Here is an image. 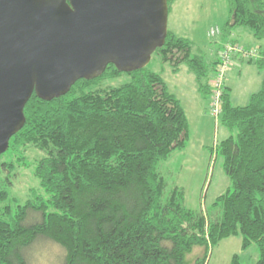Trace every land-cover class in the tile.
Instances as JSON below:
<instances>
[{
	"label": "trees",
	"instance_id": "trees-1",
	"mask_svg": "<svg viewBox=\"0 0 264 264\" xmlns=\"http://www.w3.org/2000/svg\"><path fill=\"white\" fill-rule=\"evenodd\" d=\"M176 1L168 0L169 14ZM226 1L220 51L229 40L238 43V29L264 42V0ZM255 49L258 60L247 63L264 73V44ZM154 54L176 68L186 64L211 95L221 54L210 57L173 30ZM122 74L132 81L102 88L101 81ZM231 90L226 85L222 94L220 123L228 133L217 152L232 189L214 204L221 206L216 218L187 209L182 189L167 191L160 164L185 150L190 123L160 73L110 65L52 101L34 94L25 126L0 155V264H33L39 243L62 248V264H207L211 249L234 236L244 251L257 245L255 264H264V75L245 105L233 102ZM29 150L42 154L30 160ZM18 166L32 167L38 181L26 200L11 191ZM198 247L204 253L191 262ZM230 264L243 263L235 255Z\"/></svg>",
	"mask_w": 264,
	"mask_h": 264
},
{
	"label": "water",
	"instance_id": "water-1",
	"mask_svg": "<svg viewBox=\"0 0 264 264\" xmlns=\"http://www.w3.org/2000/svg\"><path fill=\"white\" fill-rule=\"evenodd\" d=\"M168 23V0H0V155L34 94L52 101L110 65L146 68Z\"/></svg>",
	"mask_w": 264,
	"mask_h": 264
},
{
	"label": "rangeland",
	"instance_id": "rangeland-1",
	"mask_svg": "<svg viewBox=\"0 0 264 264\" xmlns=\"http://www.w3.org/2000/svg\"><path fill=\"white\" fill-rule=\"evenodd\" d=\"M228 11L226 0H178L169 14L168 30H173L178 36L191 40L196 47L204 50V54L210 57L219 56L222 54L221 34L211 37L209 32L211 28L219 27L221 30L225 27ZM234 34L232 39L237 40L245 52L242 56H233L226 85L229 78L233 102L242 106L249 101L252 93L261 88L264 73L247 61L258 60L259 53L255 48L263 45L264 42L254 41L249 30L238 29ZM224 45L225 43L223 47ZM245 45L254 47L248 49ZM147 68L162 75L170 92L180 99L190 123V139L185 150L175 151L167 161L160 164V170L169 185L167 191L174 187L182 189L187 209L201 212L206 216L211 214L212 218H216L220 214L221 206L215 207L214 204L221 195L232 189V183L225 174L224 160L217 152V145L228 132H225L221 126L220 118L217 120L211 115L212 93L208 96L201 92L195 75L186 64L176 68L170 63H164L161 57L154 54ZM214 74L209 77V85ZM132 79V75L122 74L104 79L101 85L102 88L119 87L131 82ZM95 84L99 85V83ZM40 154L42 153L36 150L27 152L30 160ZM17 170L11 191L20 199L26 200L31 197L34 189H38V181L33 176L32 167L18 166ZM36 246L32 257L33 264H62L64 258L62 248L52 243L43 245L39 243ZM203 253V247L195 248L188 259L193 262ZM235 255H239L243 264H255L259 259V248L254 244L244 251L242 238L234 236L211 249L207 264H230Z\"/></svg>",
	"mask_w": 264,
	"mask_h": 264
},
{
	"label": "built area",
	"instance_id": "built-area-1",
	"mask_svg": "<svg viewBox=\"0 0 264 264\" xmlns=\"http://www.w3.org/2000/svg\"><path fill=\"white\" fill-rule=\"evenodd\" d=\"M221 34L219 27L211 28L209 35L216 37ZM220 62L215 70V74L210 81L211 93H212V110L211 115L215 119H219L221 115L222 106V94L226 87L227 75L232 67L233 56L244 54L245 49L239 44H233L232 42L225 43L223 50L221 51ZM253 52V51H251Z\"/></svg>",
	"mask_w": 264,
	"mask_h": 264
},
{
	"label": "crops",
	"instance_id": "crops-1",
	"mask_svg": "<svg viewBox=\"0 0 264 264\" xmlns=\"http://www.w3.org/2000/svg\"><path fill=\"white\" fill-rule=\"evenodd\" d=\"M237 62H238V60H237ZM227 86H229V87H231L230 86V81H229V78H228V85ZM205 109H207V108H205ZM205 111V110H204ZM207 111V110H206Z\"/></svg>",
	"mask_w": 264,
	"mask_h": 264
},
{
	"label": "flooded vegetation",
	"instance_id": "flooded-vegetation-1",
	"mask_svg": "<svg viewBox=\"0 0 264 264\" xmlns=\"http://www.w3.org/2000/svg\"><path fill=\"white\" fill-rule=\"evenodd\" d=\"M68 2V1H67Z\"/></svg>",
	"mask_w": 264,
	"mask_h": 264
}]
</instances>
